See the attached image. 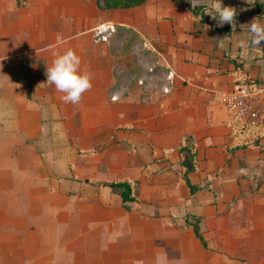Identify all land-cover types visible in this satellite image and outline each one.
<instances>
[{
    "label": "crops",
    "instance_id": "0c3cea01",
    "mask_svg": "<svg viewBox=\"0 0 264 264\" xmlns=\"http://www.w3.org/2000/svg\"><path fill=\"white\" fill-rule=\"evenodd\" d=\"M222 4L234 25L207 0H0V264H264V136L237 140L219 101L264 83L247 27L264 15L255 0ZM69 49L92 78L77 104L47 84ZM123 182L129 211L108 187Z\"/></svg>",
    "mask_w": 264,
    "mask_h": 264
},
{
    "label": "clouds",
    "instance_id": "9594fccd",
    "mask_svg": "<svg viewBox=\"0 0 264 264\" xmlns=\"http://www.w3.org/2000/svg\"><path fill=\"white\" fill-rule=\"evenodd\" d=\"M213 20H217L220 26L233 24L236 17V9L223 6L222 0H207ZM192 7H197L198 0H191ZM248 30L253 37L252 43L259 45L264 42V23L258 18L248 25ZM47 84L53 85L55 89L63 93L62 99L65 103L77 104L81 101L85 92L92 88V78L88 73L80 71V58L71 49L63 54H57L51 66L46 70Z\"/></svg>",
    "mask_w": 264,
    "mask_h": 264
},
{
    "label": "built area",
    "instance_id": "2783aa9c",
    "mask_svg": "<svg viewBox=\"0 0 264 264\" xmlns=\"http://www.w3.org/2000/svg\"><path fill=\"white\" fill-rule=\"evenodd\" d=\"M113 26L100 27L99 36L113 33ZM219 101L225 106L231 118L235 138L247 146L258 143L264 136V86H253L240 80L229 93H221Z\"/></svg>",
    "mask_w": 264,
    "mask_h": 264
},
{
    "label": "trees",
    "instance_id": "16d2710c",
    "mask_svg": "<svg viewBox=\"0 0 264 264\" xmlns=\"http://www.w3.org/2000/svg\"><path fill=\"white\" fill-rule=\"evenodd\" d=\"M147 0H97V4L99 9L101 10H109V9H129L134 8L136 6L142 5ZM179 1V0H176ZM190 8V7H189ZM255 8L256 15H264V0H255ZM245 81H248L245 79ZM251 85L260 87L264 83L252 82L248 81ZM191 195H195L198 192L207 190V185L201 186H192L188 183ZM111 189L117 191L119 195L122 197L125 209L129 211L128 204L135 202V198L133 197V185L130 182L123 183H113L108 185ZM194 227V232L197 239L201 242L205 249H208V245L202 234L200 233L199 221L198 219H194V222L191 224Z\"/></svg>",
    "mask_w": 264,
    "mask_h": 264
},
{
    "label": "rangeland",
    "instance_id": "374dc122",
    "mask_svg": "<svg viewBox=\"0 0 264 264\" xmlns=\"http://www.w3.org/2000/svg\"><path fill=\"white\" fill-rule=\"evenodd\" d=\"M238 257L243 259V260H241V261L239 260V262H237L236 264H257V262H255V261H258V260L263 261V259H262L263 255H259L260 259L256 258V260H255V254L239 255ZM229 264H233V263H229Z\"/></svg>",
    "mask_w": 264,
    "mask_h": 264
},
{
    "label": "water",
    "instance_id": "95a60500",
    "mask_svg": "<svg viewBox=\"0 0 264 264\" xmlns=\"http://www.w3.org/2000/svg\"><path fill=\"white\" fill-rule=\"evenodd\" d=\"M183 167L187 171H192L193 169L191 159L188 155L184 156Z\"/></svg>",
    "mask_w": 264,
    "mask_h": 264
}]
</instances>
